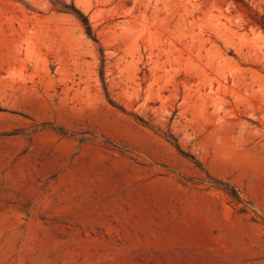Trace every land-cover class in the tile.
Wrapping results in <instances>:
<instances>
[{
  "label": "rangeland",
  "instance_id": "obj_1",
  "mask_svg": "<svg viewBox=\"0 0 264 264\" xmlns=\"http://www.w3.org/2000/svg\"><path fill=\"white\" fill-rule=\"evenodd\" d=\"M261 20L0 0V264H264Z\"/></svg>",
  "mask_w": 264,
  "mask_h": 264
},
{
  "label": "trees",
  "instance_id": "obj_2",
  "mask_svg": "<svg viewBox=\"0 0 264 264\" xmlns=\"http://www.w3.org/2000/svg\"><path fill=\"white\" fill-rule=\"evenodd\" d=\"M72 7L64 4V8L67 9V11L74 13L78 17V19L82 22V24L84 25V27L86 29L87 35L89 37L96 39L95 36L93 35V30H92V27L89 23L88 18L80 10H78L75 7L74 8H72ZM258 24L264 31V20H261L260 22H258ZM232 191H233L232 193L234 195H237L235 190H232Z\"/></svg>",
  "mask_w": 264,
  "mask_h": 264
}]
</instances>
